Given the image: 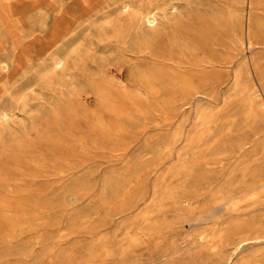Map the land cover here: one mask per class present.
Segmentation results:
<instances>
[{
	"label": "rangeland",
	"instance_id": "374dc122",
	"mask_svg": "<svg viewBox=\"0 0 264 264\" xmlns=\"http://www.w3.org/2000/svg\"><path fill=\"white\" fill-rule=\"evenodd\" d=\"M228 263L264 264V0H0V264Z\"/></svg>",
	"mask_w": 264,
	"mask_h": 264
},
{
	"label": "bare ground",
	"instance_id": "6f19581e",
	"mask_svg": "<svg viewBox=\"0 0 264 264\" xmlns=\"http://www.w3.org/2000/svg\"><path fill=\"white\" fill-rule=\"evenodd\" d=\"M146 21L150 24V25H155L158 21V17L157 14L154 10H150L147 12L146 14ZM170 23V22H169ZM197 44V43H196ZM62 61V59L58 60V63H60ZM94 92V91H93ZM3 114H6L5 112H3ZM203 179V178H202ZM205 180V179H204ZM210 182V181H208ZM198 187V186H197ZM200 187V186H199ZM206 187V186H205ZM137 195V194H136ZM135 194H127L124 195L122 198L120 199V203L118 205V213L123 212V211H127L130 210L134 204L130 203V199L135 198ZM168 198H172L175 199L177 202H185V203H190L193 199L195 200L196 198L199 197V194H197L196 192H183L182 194H178V193H169L167 195ZM110 202V201H109ZM193 202V201H192ZM113 204V203H112ZM233 205V204H232ZM230 209V208H229ZM232 209V208H231ZM106 223V222H105ZM234 235H232L230 237V239L232 240V243L238 247L240 244H244L245 242H247L248 240H250V236H248L246 233L245 234H241L238 230V228L234 229ZM239 248V247H238ZM231 258V257H230ZM232 263V262H231ZM229 264V263H228Z\"/></svg>",
	"mask_w": 264,
	"mask_h": 264
}]
</instances>
